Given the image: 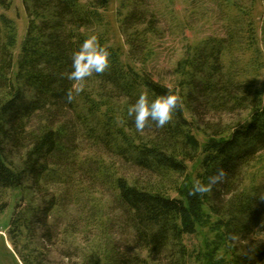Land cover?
Segmentation results:
<instances>
[{"label":"trees","instance_id":"1","mask_svg":"<svg viewBox=\"0 0 264 264\" xmlns=\"http://www.w3.org/2000/svg\"><path fill=\"white\" fill-rule=\"evenodd\" d=\"M235 1L231 5L241 13L230 19L224 37L209 36L192 48L176 87L155 81L133 65H123L107 47L109 66L87 77L82 91L76 93L81 82L67 78L72 54L88 37L83 31L100 21L98 12L77 0H25L30 20L12 78L15 26L5 14L11 0H0V197L26 182L33 191L41 189L57 174L51 171L54 155L65 152L76 135L86 131L94 144L175 184L177 195H168L162 185L144 187L130 184L123 176L113 178L112 197L121 231L129 232L133 247L146 255L120 251L111 240L104 246L91 244L90 254L80 264H188L184 237L194 235L210 213L226 217L217 224L230 243L233 264H264V243L254 241L264 235V186L257 185L247 195L239 193L244 171L264 150V102L252 84L241 79L236 66L225 63L226 53L256 42L252 2L248 6ZM119 30L130 60L142 62L148 36L159 34L157 18L146 0H130ZM261 33L264 46V14ZM70 89L71 101L67 99ZM145 92L150 99L179 95L173 118L164 127L149 121L142 131L136 130L128 109ZM244 111L243 120L223 122V116ZM194 129L206 137L201 146ZM199 157L202 171L193 182L178 185L187 162ZM220 169L225 175L211 191L194 193L197 182L208 183ZM54 204L48 200L42 214L47 216ZM7 206L0 199V213ZM9 227L12 234H20L22 228L29 231L21 218Z\"/></svg>","mask_w":264,"mask_h":264},{"label":"rangeland","instance_id":"2","mask_svg":"<svg viewBox=\"0 0 264 264\" xmlns=\"http://www.w3.org/2000/svg\"><path fill=\"white\" fill-rule=\"evenodd\" d=\"M25 0H11L5 14L15 26L12 47L13 69L18 71L22 43L28 31L30 12ZM80 5L95 9L100 21L84 35L96 34L99 41L116 54L123 65H133L148 73L155 81L176 87L182 78L186 59L192 48L209 36L224 37L225 27L234 15L241 13L231 4L234 0H146L157 18L159 34L148 36V45L142 62L128 57V46L119 30V22L127 11L130 0H77ZM251 3L250 18L254 23L256 42L243 44L225 55L227 66L232 62L241 79L252 84L264 102V46L261 43L264 0H236L240 5ZM85 7V6H84ZM105 107H101L104 111ZM246 111L223 116V122L235 124L246 117ZM116 122L120 117L116 116ZM193 133L201 146L205 135L200 129ZM68 149L53 157L51 171H56L42 188L33 191L29 182L20 189H7L0 197L8 206L0 213V264H80L90 254L91 244L107 245L114 241L120 251L133 256L145 252L131 244L129 232L121 231L119 214L114 208L111 181L117 176L127 178L130 184L158 187L168 195L176 196L175 184L157 178L94 144L86 131L76 135ZM200 157L187 162V171L177 178V184L193 182L200 173ZM257 185L264 186V150L246 168L239 189L241 195L250 194ZM55 202L47 216L42 209L48 200ZM17 218L25 219L29 231L10 232V224ZM226 220L209 214L208 219L194 235L185 236L188 264H233V251L224 229L217 224ZM110 226V227H109ZM255 242L264 243V235Z\"/></svg>","mask_w":264,"mask_h":264},{"label":"clouds","instance_id":"3","mask_svg":"<svg viewBox=\"0 0 264 264\" xmlns=\"http://www.w3.org/2000/svg\"><path fill=\"white\" fill-rule=\"evenodd\" d=\"M110 63V52L106 46H102L96 34H91L85 38L72 54L71 71L67 74L69 80L81 82L75 87V92L79 93L83 89V81L93 73H103ZM67 99H73V91L70 89ZM178 94L169 93L154 99H150L148 94L141 93L136 103L128 109V115H134V123L137 131H142L149 121H154L157 127H164L173 118V114L179 105ZM222 169L217 174L210 177L208 183L197 182L194 186V193H208L214 184L224 177Z\"/></svg>","mask_w":264,"mask_h":264}]
</instances>
